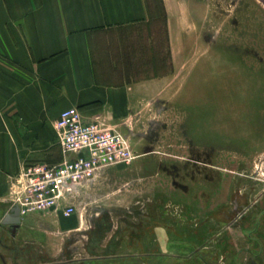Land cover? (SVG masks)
Masks as SVG:
<instances>
[{
    "label": "rangeland",
    "instance_id": "1",
    "mask_svg": "<svg viewBox=\"0 0 264 264\" xmlns=\"http://www.w3.org/2000/svg\"><path fill=\"white\" fill-rule=\"evenodd\" d=\"M154 1L155 29L162 36L165 9ZM189 1L187 18L175 26L171 59L165 51L171 71L129 84L122 116L94 117L122 128L136 158L97 171L76 195L79 209L71 222L63 224L61 205L44 212L45 220L50 215L53 227L61 228L44 232L56 254L46 259L114 257L132 250H150L157 258L186 253L179 243L185 237L197 242L242 215L250 202V179L255 193L264 188V0ZM156 45L140 42L131 50L135 54L138 47L140 63L152 62ZM131 69L137 76L154 73ZM9 193L13 203L17 195ZM148 219H155L153 249L147 237L138 244L132 239H141ZM80 222L82 230L68 236V228ZM135 229L140 231L132 233ZM105 236L107 244L101 245ZM126 240L130 248H118ZM188 246L195 254L194 245ZM103 257L93 264H116Z\"/></svg>",
    "mask_w": 264,
    "mask_h": 264
},
{
    "label": "crops",
    "instance_id": "2",
    "mask_svg": "<svg viewBox=\"0 0 264 264\" xmlns=\"http://www.w3.org/2000/svg\"><path fill=\"white\" fill-rule=\"evenodd\" d=\"M161 5L166 26L159 36L154 0H0V254L8 264L66 261L45 258L56 254L46 243L51 235L44 232L61 229L53 227L50 215L44 219L45 211L21 213L15 235L10 224L2 223L13 204L7 201L9 190L25 165L61 161L54 122L63 109L76 106L86 119L122 116L129 84L161 78L171 71L165 66V51L171 59L175 26L187 18L190 1L161 0ZM140 42L147 47L159 42L152 62L140 63L138 47L135 54L131 50ZM131 67L154 73L137 76ZM249 186L250 202L241 217L222 230H212L216 235L205 238L201 234L197 242L185 237L179 243L186 253L164 252L157 258L150 250L144 254L132 250L114 257L84 256L71 261L103 257L116 264H264V188L255 193L251 179ZM72 220L65 217L63 224ZM82 226L80 222L69 227L68 236L80 232ZM84 230L88 243L92 229ZM141 231V239L132 236L133 242H144L147 237L148 249L155 248V219L151 223L148 219ZM225 231V239L213 245ZM106 240L105 236L101 245ZM127 242L118 248H130ZM188 243L196 248L195 254L190 253ZM208 250L210 256L205 255ZM0 264H4L1 257Z\"/></svg>",
    "mask_w": 264,
    "mask_h": 264
},
{
    "label": "built area",
    "instance_id": "3",
    "mask_svg": "<svg viewBox=\"0 0 264 264\" xmlns=\"http://www.w3.org/2000/svg\"><path fill=\"white\" fill-rule=\"evenodd\" d=\"M62 151L61 161L25 165L13 182L21 213L43 212L63 206L68 217L78 211L80 188L110 165L136 158L122 128L100 118L86 119L76 107L63 109L54 122Z\"/></svg>",
    "mask_w": 264,
    "mask_h": 264
},
{
    "label": "water",
    "instance_id": "4",
    "mask_svg": "<svg viewBox=\"0 0 264 264\" xmlns=\"http://www.w3.org/2000/svg\"><path fill=\"white\" fill-rule=\"evenodd\" d=\"M243 213V211H242ZM241 214V212L239 213ZM2 223H8L11 226V233L13 235L16 234L17 228L21 223V207L18 202L12 204L9 213L3 218ZM1 259L3 260L4 264H8L5 257L0 254ZM69 259L67 261H71ZM66 262V261H65ZM45 264V263H44Z\"/></svg>",
    "mask_w": 264,
    "mask_h": 264
},
{
    "label": "trees",
    "instance_id": "5",
    "mask_svg": "<svg viewBox=\"0 0 264 264\" xmlns=\"http://www.w3.org/2000/svg\"><path fill=\"white\" fill-rule=\"evenodd\" d=\"M97 257V256H95ZM100 260L99 258H94V259H88V260H80V261H66V262H55V263H50V264H93L94 262Z\"/></svg>",
    "mask_w": 264,
    "mask_h": 264
},
{
    "label": "flooded vegetation",
    "instance_id": "6",
    "mask_svg": "<svg viewBox=\"0 0 264 264\" xmlns=\"http://www.w3.org/2000/svg\"><path fill=\"white\" fill-rule=\"evenodd\" d=\"M239 217H241L240 214H238L237 216H234L233 220H237Z\"/></svg>",
    "mask_w": 264,
    "mask_h": 264
}]
</instances>
